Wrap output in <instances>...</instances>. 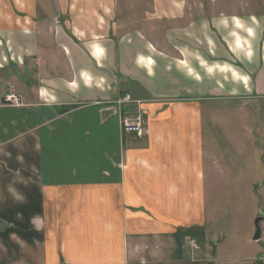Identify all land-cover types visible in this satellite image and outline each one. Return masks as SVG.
<instances>
[{
	"label": "crops",
	"instance_id": "1",
	"mask_svg": "<svg viewBox=\"0 0 264 264\" xmlns=\"http://www.w3.org/2000/svg\"><path fill=\"white\" fill-rule=\"evenodd\" d=\"M246 195L256 243L264 0H0V264H183Z\"/></svg>",
	"mask_w": 264,
	"mask_h": 264
},
{
	"label": "rangeland",
	"instance_id": "2",
	"mask_svg": "<svg viewBox=\"0 0 264 264\" xmlns=\"http://www.w3.org/2000/svg\"><path fill=\"white\" fill-rule=\"evenodd\" d=\"M257 200L260 205V198ZM211 202H215L221 211L215 223L217 233L212 237L195 236L191 242L198 249L185 253L186 263L183 264H264V240L251 241L258 218L255 216L258 211L255 198L246 195L210 199Z\"/></svg>",
	"mask_w": 264,
	"mask_h": 264
},
{
	"label": "built area",
	"instance_id": "3",
	"mask_svg": "<svg viewBox=\"0 0 264 264\" xmlns=\"http://www.w3.org/2000/svg\"><path fill=\"white\" fill-rule=\"evenodd\" d=\"M19 100H20L19 96L15 95L12 87L10 88V91L4 97V103L8 105H12V106H18L20 104ZM131 102H134L135 104H137V106L140 105L139 101H132L129 95H125L124 97H122V99H120L118 103L123 104V103H131ZM142 123H143L142 116L140 115L139 112L132 119L125 118L122 120V124H121L122 133L124 135L125 134L126 135H141L143 131ZM187 246L190 248L192 252L198 249L196 244L191 241L187 242Z\"/></svg>",
	"mask_w": 264,
	"mask_h": 264
},
{
	"label": "water",
	"instance_id": "4",
	"mask_svg": "<svg viewBox=\"0 0 264 264\" xmlns=\"http://www.w3.org/2000/svg\"><path fill=\"white\" fill-rule=\"evenodd\" d=\"M259 221L260 219H257L255 221V232L254 235L252 237V241H258L260 239V235H261V231H260V227H259Z\"/></svg>",
	"mask_w": 264,
	"mask_h": 264
}]
</instances>
